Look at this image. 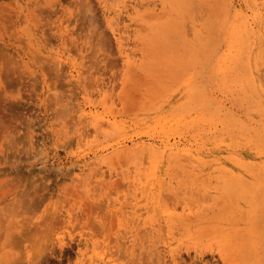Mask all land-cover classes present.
<instances>
[{"label":"rangeland","instance_id":"374dc122","mask_svg":"<svg viewBox=\"0 0 264 264\" xmlns=\"http://www.w3.org/2000/svg\"><path fill=\"white\" fill-rule=\"evenodd\" d=\"M0 264H264V0H0Z\"/></svg>","mask_w":264,"mask_h":264},{"label":"bare ground","instance_id":"6f19581e","mask_svg":"<svg viewBox=\"0 0 264 264\" xmlns=\"http://www.w3.org/2000/svg\"><path fill=\"white\" fill-rule=\"evenodd\" d=\"M196 5V4H195ZM195 5H192V6H195ZM197 7H198V3H197V5H196ZM201 6V5H200ZM201 7H203V6H201ZM195 7H193V9H194ZM199 8V7H198ZM195 9H197V8H195ZM194 9V10H195ZM192 11V10H191ZM201 11V10H200ZM196 12V11H195ZM196 14V13H195ZM187 24V23H186ZM188 26V25H187ZM256 28V27H255ZM189 31V30H188ZM189 35V34H188ZM216 39V38H215ZM255 137V136H254ZM154 144V143H153ZM166 146H168V145H166ZM171 146V145H170ZM173 146V145H172ZM171 148V147H170ZM167 150V149H166ZM13 260V259H12ZM1 263H2V261H1Z\"/></svg>","mask_w":264,"mask_h":264}]
</instances>
